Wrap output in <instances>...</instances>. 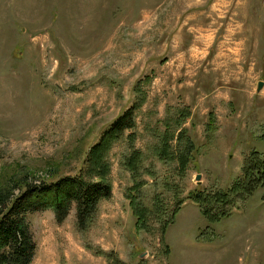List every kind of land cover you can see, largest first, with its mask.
Segmentation results:
<instances>
[{"label":"rangeland","instance_id":"rangeland-1","mask_svg":"<svg viewBox=\"0 0 264 264\" xmlns=\"http://www.w3.org/2000/svg\"><path fill=\"white\" fill-rule=\"evenodd\" d=\"M261 81L264 0H0V189H112L85 228L27 212L30 264H264Z\"/></svg>","mask_w":264,"mask_h":264},{"label":"trees","instance_id":"trees-1","mask_svg":"<svg viewBox=\"0 0 264 264\" xmlns=\"http://www.w3.org/2000/svg\"><path fill=\"white\" fill-rule=\"evenodd\" d=\"M131 111L118 118L101 140L93 146L91 152L94 156L107 150L125 129L133 127ZM244 172L254 183L264 185V160L260 156L254 155L252 162L245 166ZM23 183L25 190L15 199L12 198L13 189H0V264L32 262L36 246L26 220L27 212L51 209L56 220L61 223L76 204L78 226L85 228L99 203L112 195L111 186L107 182H88L78 176H66L50 183ZM200 197H203L202 194H197V198ZM225 199L228 200V197L226 196ZM202 201L205 206L206 198ZM205 212L210 218H216V215L211 214L210 209L205 208Z\"/></svg>","mask_w":264,"mask_h":264},{"label":"water","instance_id":"water-1","mask_svg":"<svg viewBox=\"0 0 264 264\" xmlns=\"http://www.w3.org/2000/svg\"><path fill=\"white\" fill-rule=\"evenodd\" d=\"M263 85H264V83L261 81V82H259L258 83V88H257V91H260L261 89H262V87H263ZM200 174L197 176V179H200Z\"/></svg>","mask_w":264,"mask_h":264}]
</instances>
